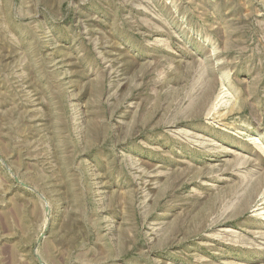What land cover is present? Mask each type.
Returning a JSON list of instances; mask_svg holds the SVG:
<instances>
[{
    "label": "rangeland",
    "instance_id": "obj_1",
    "mask_svg": "<svg viewBox=\"0 0 264 264\" xmlns=\"http://www.w3.org/2000/svg\"><path fill=\"white\" fill-rule=\"evenodd\" d=\"M0 264H264V0H0Z\"/></svg>",
    "mask_w": 264,
    "mask_h": 264
}]
</instances>
